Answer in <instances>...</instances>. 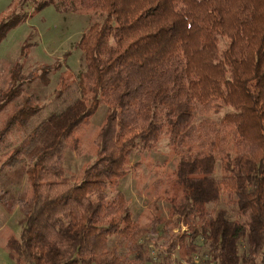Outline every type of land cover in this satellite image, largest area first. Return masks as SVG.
I'll return each mask as SVG.
<instances>
[{"label":"trees","instance_id":"1","mask_svg":"<svg viewBox=\"0 0 264 264\" xmlns=\"http://www.w3.org/2000/svg\"><path fill=\"white\" fill-rule=\"evenodd\" d=\"M33 4L100 13L101 20L76 43L84 57L80 94L61 111L26 130L41 100L24 92L40 76L24 71V54L0 87V172L20 168L27 181L15 200L21 231L7 238L9 257L16 264H147L153 244L158 264L189 261L200 250L215 264H261L264 0ZM26 18L17 8L0 17V43ZM102 103L103 120L83 144ZM162 139L177 155L171 216L142 226L112 190L131 172V153L155 151ZM66 150L94 157L70 180ZM3 194L0 187V205ZM112 237L124 254L109 245Z\"/></svg>","mask_w":264,"mask_h":264},{"label":"rangeland","instance_id":"2","mask_svg":"<svg viewBox=\"0 0 264 264\" xmlns=\"http://www.w3.org/2000/svg\"><path fill=\"white\" fill-rule=\"evenodd\" d=\"M33 1L0 0V17L9 15L16 8L21 13H27L25 21L12 27L0 43V87L6 84L11 67L23 54L24 71L30 72L36 68L35 73L40 75L36 81L24 86L25 93L36 94L41 100L40 110L26 130L50 113L61 111L80 94L84 57L76 43L91 23L101 20L100 13L60 11L52 4L34 9ZM18 2L23 3L22 7H18ZM55 90H61L57 98ZM106 110L105 104L99 105L81 135L83 144L93 138ZM226 111L224 109L213 118L219 120ZM197 118L202 119V116L198 114ZM93 160L94 157L87 153L78 155L66 150L64 168L67 179L79 174ZM129 162L131 172L120 178L112 191L123 193L133 219L140 225L145 226L152 218L161 221L168 219L171 210L167 194L174 184L177 155L168 148L166 139H162L155 151L132 152ZM26 184L25 173L20 168L0 172V187L4 192L0 205V264H16L9 257L5 245L9 236L18 238L20 234L18 221L21 215L15 200ZM221 205L220 202L218 206ZM109 245L125 253L124 248L119 246L118 237L110 238Z\"/></svg>","mask_w":264,"mask_h":264},{"label":"built area","instance_id":"3","mask_svg":"<svg viewBox=\"0 0 264 264\" xmlns=\"http://www.w3.org/2000/svg\"><path fill=\"white\" fill-rule=\"evenodd\" d=\"M181 230H184V227H181ZM148 256L150 258L149 262L147 264H158L159 261H161V255L159 253V249L157 246L150 244L147 247ZM173 264H215L213 261H211V257L208 253H206L204 250H200L198 252H194L191 255V258L189 261L182 260L178 257V260ZM264 264V261L261 263Z\"/></svg>","mask_w":264,"mask_h":264}]
</instances>
